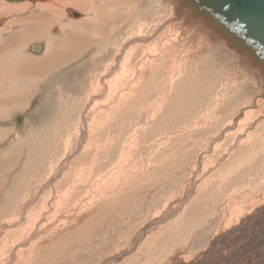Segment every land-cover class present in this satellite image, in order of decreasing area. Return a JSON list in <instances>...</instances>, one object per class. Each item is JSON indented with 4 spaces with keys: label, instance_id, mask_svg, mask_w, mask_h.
Listing matches in <instances>:
<instances>
[{
    "label": "rangeland",
    "instance_id": "rangeland-1",
    "mask_svg": "<svg viewBox=\"0 0 264 264\" xmlns=\"http://www.w3.org/2000/svg\"><path fill=\"white\" fill-rule=\"evenodd\" d=\"M27 6L0 11V264H264L256 78L165 0Z\"/></svg>",
    "mask_w": 264,
    "mask_h": 264
},
{
    "label": "water",
    "instance_id": "water-1",
    "mask_svg": "<svg viewBox=\"0 0 264 264\" xmlns=\"http://www.w3.org/2000/svg\"><path fill=\"white\" fill-rule=\"evenodd\" d=\"M3 1L20 3L24 0ZM165 2L173 8L175 18H182L183 25L192 24L207 35L212 43L210 46L236 62V67L250 79L256 78L257 88L264 91V0ZM31 51L40 53L41 46L34 44ZM23 118L18 116L14 119L17 127L22 124Z\"/></svg>",
    "mask_w": 264,
    "mask_h": 264
},
{
    "label": "bare ground",
    "instance_id": "bare-ground-1",
    "mask_svg": "<svg viewBox=\"0 0 264 264\" xmlns=\"http://www.w3.org/2000/svg\"><path fill=\"white\" fill-rule=\"evenodd\" d=\"M0 1H3V0H0ZM52 1V2H51ZM51 1H49V0H35V1H33V2H31V1H28V0H24V1H22V2H20V3H22L23 5L22 6H19V7H13V6H5V5H3V4H1L0 3V11H18V10H22V9H27L28 8V6H27V4L29 3V4H32V5H34L33 7H34V9L35 10H38L39 8H44V9H47V7L49 8V9H59L63 4H65L66 6H69V7H75V8H78L79 9V6L81 5V6H84L85 8L88 6V9H82V10H88L89 12H91L92 10V16L90 17V15H88L89 16V19H93V18H95L96 16H95V14H96V6H97V4H98V1L99 0H51ZM5 2V1H4ZM6 3H9V4H16V3H10V2H6ZM90 3H92V5H89ZM18 4V3H17ZM89 6H93V9H90L89 8ZM6 7V8H5ZM120 8V7H119ZM168 10H170V9H168ZM68 11V10H67ZM74 12V11H73ZM73 12H70V11H68V15H72L73 14V16H76V12H78V11H76L75 13H73ZM169 13H170V11H168ZM1 13V12H0ZM88 13V12H87ZM168 13V14H169ZM75 14V15H74ZM78 15V14H77ZM80 16H81V14H80ZM166 17V16H165ZM86 20V19H85ZM162 20V19H161ZM14 22H15V20L13 21H11L10 22V24L12 25V24H14ZM19 22V21H18ZM189 25H191V24H189ZM4 27H2V29H3ZM3 30H5V29H3ZM183 40V39H182ZM170 43H173V42H170ZM37 45H39V44H37ZM166 45H168L167 43H166ZM165 45V46H166ZM31 46H32V44H31ZM31 46H30V48H31ZM41 46V51H40V53L43 51V46L42 45H40ZM164 47V46H163ZM39 53V54H40ZM88 127V126H87ZM89 129V128H88ZM247 136V135H246ZM62 179V178H61ZM257 212H260V211H257ZM60 226V225H59ZM57 227V226H56ZM64 230V229H63ZM240 239V238H239ZM244 241V240H243ZM246 243V242H245ZM249 245H251L252 247H253V249H257V248H259V246H261L262 244H264V238H260V239H258L257 240V242H256V246L254 247V245H253V243L252 242H250V243H248ZM231 251V250H230ZM253 252H256V250H253ZM264 253V252H263ZM255 254V253H254ZM239 253L237 252V251H235V252H233L232 254H231V259L232 260H227V261H225L226 263L225 264H232V262L231 261H233V260H235V259H237L238 257H239ZM243 256V255H242ZM257 256H260L258 253L256 254V257ZM244 257V256H243ZM252 257V256H251ZM255 257V258H256ZM247 257L245 256V259H246ZM251 259V258H250ZM239 260H242V259H238V261ZM259 261V260H258ZM234 262V261H233ZM240 264V263H239Z\"/></svg>",
    "mask_w": 264,
    "mask_h": 264
}]
</instances>
